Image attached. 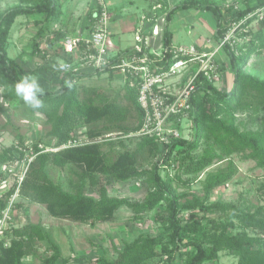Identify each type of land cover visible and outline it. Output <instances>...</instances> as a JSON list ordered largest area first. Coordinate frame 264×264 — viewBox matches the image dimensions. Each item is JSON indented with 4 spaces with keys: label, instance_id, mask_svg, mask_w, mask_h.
<instances>
[{
    "label": "trees",
    "instance_id": "16d2710c",
    "mask_svg": "<svg viewBox=\"0 0 264 264\" xmlns=\"http://www.w3.org/2000/svg\"><path fill=\"white\" fill-rule=\"evenodd\" d=\"M96 1V0H95ZM156 5H161V12L167 14V21L183 11L196 10L212 14L217 23L216 36L218 40L225 39L231 28L236 27L235 35L241 37L242 45L235 41L226 42L222 48L229 56V64L233 71L232 88L229 91H221L211 84V81L201 74L197 77L195 89L188 100L189 115L194 118L195 132L191 140H174L171 146L163 148L154 139L142 137L140 149L135 154H123L116 162H112L104 155L97 144H86L74 148L63 149L55 153L44 152L40 149L39 141L33 142L29 147L20 139L18 145H12L0 154V179L4 178L2 171L4 166H10L17 162L27 161V153L33 156L29 168L21 184L20 195L31 202L45 205L50 214L57 218L69 219L81 223H107L114 219L121 208H129L136 219L143 218L149 212L157 209L162 203L165 211L160 218L163 226L167 228L168 242L162 237L142 235L132 243L126 244L114 260L100 259V264H148L149 261L161 253L173 256L174 251L189 248L181 254L184 264L218 263L219 253L228 251L239 257L238 264H264V211L256 212L241 210L235 216L239 225L254 232L257 236H251L244 231L241 235L227 236L225 232L214 234L206 233L203 226L195 218L196 205L188 203L182 205L172 191V179H165L159 173L160 166L169 168L171 162L180 158L182 160L183 173L191 175L213 164L223 162L234 154H247V158L257 162L264 168V124L257 131H241L237 123V114L244 111H264V80L245 72L247 61L264 54V0H250L244 9L234 11L229 5L223 12L217 0H153ZM20 4L0 14V95L6 100L20 98L15 93V85L27 74L21 69L18 62L8 55V43L11 30L20 16L36 14L45 15L44 21L48 25L59 24L62 20V5L58 0H20ZM93 8V7H92ZM253 14V16H250ZM92 17L87 15V20ZM232 17V19H228ZM258 20L261 29L254 33L249 30L250 25ZM168 25V24H167ZM166 25L163 38L164 59L159 62L161 68H167L171 63L179 60L189 62L191 56L174 54L171 52L172 35ZM57 32H60V30ZM45 34L39 33V38L34 42V52L51 62L47 58L46 50L41 49L44 44L47 47L55 44V33L45 39ZM244 38V41L242 40ZM240 40V39H239ZM224 41V40H223ZM221 41V42H223ZM222 44V43H221ZM52 68V67H51ZM53 73L60 79L61 88L57 92L47 91L41 99L44 107L39 110L30 109L32 113H39L45 117L52 129L47 137L55 139L56 147L67 144L78 128H88L101 122H108L105 131L120 130L126 133L137 132L144 119V112L138 101L139 85L135 80L128 79L125 83L127 99L134 105L139 116L140 124L128 129L121 125L124 121L123 109L119 103L108 102V97L98 95V99L91 96L90 91L85 92L81 99V93L77 82L93 75L74 77L70 74L62 76V72L53 69ZM70 85V87H69ZM174 99V98H173ZM2 107L0 105V111ZM91 138L99 133L88 130ZM206 148H202V144ZM180 157L171 159L176 147ZM22 148V150H20ZM26 149V151L23 150ZM28 149L30 151H28ZM164 158L162 165L155 163L151 169L139 170L137 164L139 156H144L147 150ZM202 149V152L198 153ZM75 165L82 168L80 183L76 193L65 191L61 185L53 182L48 174V167L63 168L67 165ZM114 176L121 181L144 179L149 192L143 201H132L125 198H112L109 196L108 187L101 185L97 175ZM234 164L230 162L227 171L210 174L207 178L209 190L222 187L234 176ZM177 179L181 177L177 176ZM99 187V199L86 196L85 186ZM18 183L7 191L0 189V220L3 212L16 192ZM199 204V203H198ZM18 207L20 206L17 205ZM198 206V205H197ZM208 213L226 211V207L211 206L204 208ZM191 212L193 221L182 225L179 218L182 212ZM214 222V220H212ZM235 227L229 225L213 224L214 229L219 227ZM10 236L9 244L5 239H0V264H26L25 258L33 254L34 246L39 241L48 238V232L40 225L28 224L22 228L9 229L5 232ZM4 233V234H5ZM190 234H200L202 237L187 240ZM53 254L44 260L43 264H57L61 259V250L58 245L52 244ZM174 252V253H173ZM67 263V261H65Z\"/></svg>",
    "mask_w": 264,
    "mask_h": 264
},
{
    "label": "rangeland",
    "instance_id": "374dc122",
    "mask_svg": "<svg viewBox=\"0 0 264 264\" xmlns=\"http://www.w3.org/2000/svg\"><path fill=\"white\" fill-rule=\"evenodd\" d=\"M58 1L63 10V18L59 24L48 25L44 21L45 15L43 14L20 16L11 30L8 43L9 57L16 60L27 75L37 78L44 94L47 91L57 92L61 88L60 79L53 73V69L56 67L59 70L62 59L54 53L51 58L52 61L48 62L34 52V42L39 38V33L46 35V41L52 32L55 33L56 39L65 32L74 34L80 25H85L87 15L95 5V0ZM217 1L222 11L226 12L229 5H232L234 11L244 9L245 4L250 0ZM20 3V0H0V14ZM104 3L114 16L111 32L113 34L112 43L116 48L128 49L132 47L136 44V32L140 30L142 40L149 46L147 54L160 57L162 50L154 51L158 44L161 45L163 42L165 25L168 24L169 31L172 32V46L179 51L180 49L184 50V53L189 50L192 52L188 54L192 56L189 62L185 63L177 73L165 79L162 89L167 96L176 97L177 100L180 93L193 79L195 82L197 77L201 74L205 76V73L210 74L212 77L211 84L217 89L229 91L232 88L233 71L229 64V56L222 48L221 41L224 39L221 41L217 39V23L211 13L196 10L183 11L176 14L168 22L165 21L167 14L161 12V8L153 0H104ZM74 16L79 17L75 24L78 27L76 29L73 28L72 25L74 24L71 21ZM228 19H232V17H228ZM155 25H160L158 42L153 35ZM260 29L258 20H255L249 27V30L254 33ZM235 30L236 27L231 28L227 39L230 38L232 43L237 41L242 45L241 37L234 34ZM242 40L244 41L243 37ZM41 49L47 52L48 47L43 44ZM245 72L264 80V54L250 58L246 63ZM20 76L21 78L24 77L22 72ZM125 83V79L120 73H113L80 79L77 86L81 93V99L85 97L86 91H90L91 96L96 100L100 94L108 97V102L119 103L124 115V121L121 125L133 129L140 124V120L134 105L127 99ZM178 103L182 105L181 102ZM0 105L2 107L0 111V154L12 145H18L21 138L24 145L29 148L36 141L46 146L56 144L55 139L47 137L52 127L46 122L45 117L41 114L32 113L21 98L6 100L0 95ZM183 112L180 115L173 114L167 122V127L179 131L180 137L174 140L189 141L195 135L194 118L189 113L184 114ZM236 118V124L241 131H257L264 124V111H244L237 114ZM108 125L109 123L104 121L89 125L87 129L83 126L77 129L75 135L81 136V139L88 144H97L101 152L112 162H116L123 154L138 152L142 137L120 130L105 131L104 128ZM88 130L99 134L97 137L91 138L86 132ZM202 148H206L204 143ZM23 150L26 151L24 148ZM30 150L28 149V151ZM179 150H181L180 147H176L171 159L180 157L177 154ZM200 152L202 149L198 151V153ZM29 153H27L28 161L29 159L32 161L33 156ZM163 161V157L155 155L149 149L144 156H139L136 167L139 170L151 169L155 163L165 164ZM230 162L234 164L235 168L233 178L224 186L209 190L207 188L208 176L220 171H227ZM171 163L173 166L170 165L169 168L160 166L159 173L165 179L175 178L172 179V191L182 205L189 202L196 205L195 218L204 227V232L211 234L225 232L227 236L237 237L246 231L251 236H257L256 233L240 226L239 220L234 217L241 210L256 212L258 209H263L264 211V168L259 167L257 162L248 159L247 154H234L223 162L213 164L191 175L183 173L180 158ZM23 167L26 168L25 165ZM82 172L81 167L72 164L63 168L48 167V174L53 182L71 193H76ZM177 176L181 179H177ZM97 178L101 185L108 187V194L112 198L143 201L149 192L144 179L121 181L114 176L100 174L97 175ZM14 182L15 180L12 178L9 186L13 185ZM84 189L86 196L99 199L98 186L87 185ZM13 203V208L5 210L6 214L12 211V220L7 224L9 232L28 224L40 225L48 232V238L45 241L37 242L33 254L25 258L26 264H43L44 260L53 254L52 244L58 245L61 250L62 259L57 264H100V259H116L126 244L132 243L142 235L163 236L168 242V234L170 233L163 226V221L160 218V215L165 211L164 203L141 219H136L131 209L121 208L117 211L114 219L107 223H81L54 217L45 205L31 202L22 197L20 193ZM211 206H221L227 209L217 213L206 212L204 208ZM229 214L234 216L229 217ZM179 218L182 225L190 224L193 221L190 211L182 212ZM214 223L217 225L234 223L235 227L223 229L221 226L219 229H214ZM189 237L185 241L197 237L200 239L202 233H189ZM0 239H5L6 243L9 244L10 236H7V233L1 234ZM168 246L172 249L170 243ZM161 247L158 248L159 256L149 261L148 264H184L181 254L187 252L189 248L174 251L173 256H170L161 253ZM238 263V256L228 251H221L218 263L207 264Z\"/></svg>",
    "mask_w": 264,
    "mask_h": 264
},
{
    "label": "built area",
    "instance_id": "2783aa9c",
    "mask_svg": "<svg viewBox=\"0 0 264 264\" xmlns=\"http://www.w3.org/2000/svg\"><path fill=\"white\" fill-rule=\"evenodd\" d=\"M158 7L160 8L161 5ZM89 13L92 15L91 19H86L85 25H80L76 33L71 35L65 32L57 39L55 37V44L48 47L47 52L51 53L47 55V58L51 59L54 53L61 57L62 63L67 65L66 68H59L62 76L70 74L74 77H82L120 73L125 82L128 79L135 80L139 85L138 101L144 112V119L140 129L133 134L154 139L163 148L171 146L174 139L180 137V133L175 128H168L167 122L173 114L180 115L182 111H184V114L189 113L188 100L195 89L194 79L180 93L177 100L176 97L167 96L162 87L165 79L177 73L187 62L179 60L173 62L167 68H161L158 64L164 59L163 42L161 45L158 44L154 51L162 50L160 57L147 54L149 46L142 40L140 30L136 32V44L128 49H118L112 43L111 26L114 16L106 7L104 0H96ZM165 21H167L166 17ZM153 35L156 42H158L160 25H155ZM227 37H225L222 45L230 41V38L227 39ZM171 52L183 55L192 53L190 50L184 53V50L180 49L179 51L174 47H171ZM205 76L209 80L212 78L209 73H205ZM178 102H181L182 105ZM179 105H181V108H179ZM86 144L88 143L83 141L81 136L75 135L73 139L61 147H56L53 144L51 146L40 144L39 147L44 152L55 153ZM30 162L29 159L28 162H17L10 166H4L2 169L4 178L0 179L1 191L10 190L15 183H18L16 192L13 194L7 209L13 208V202L19 196L21 184L24 181ZM12 178L15 182L9 186ZM11 214L12 211L8 214H6V211L3 213V218L0 220V235H4L9 229L7 224L12 220Z\"/></svg>",
    "mask_w": 264,
    "mask_h": 264
},
{
    "label": "clouds",
    "instance_id": "9594fccd",
    "mask_svg": "<svg viewBox=\"0 0 264 264\" xmlns=\"http://www.w3.org/2000/svg\"><path fill=\"white\" fill-rule=\"evenodd\" d=\"M60 67L66 68L67 65L61 63ZM15 93L30 109L39 110L44 107V102L41 99L44 90L34 76L26 75L22 77L15 85Z\"/></svg>",
    "mask_w": 264,
    "mask_h": 264
},
{
    "label": "crops",
    "instance_id": "0c3cea01",
    "mask_svg": "<svg viewBox=\"0 0 264 264\" xmlns=\"http://www.w3.org/2000/svg\"><path fill=\"white\" fill-rule=\"evenodd\" d=\"M92 9V8H91ZM62 18H63V16H62ZM79 20V17L78 16H74L72 19H71V21H72V23L74 24V25H72L73 26V28H78L77 26H75V24L77 23V21ZM84 21V20H83ZM172 33V32H171ZM172 42H173V38H172ZM172 45H173V43H172ZM173 47V46H172Z\"/></svg>",
    "mask_w": 264,
    "mask_h": 264
}]
</instances>
